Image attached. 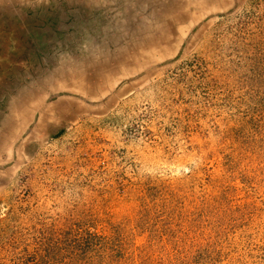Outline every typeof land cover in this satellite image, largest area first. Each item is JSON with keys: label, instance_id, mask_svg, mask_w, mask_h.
Instances as JSON below:
<instances>
[{"label": "rangeland", "instance_id": "374dc122", "mask_svg": "<svg viewBox=\"0 0 264 264\" xmlns=\"http://www.w3.org/2000/svg\"><path fill=\"white\" fill-rule=\"evenodd\" d=\"M0 41V264H264V0H0Z\"/></svg>", "mask_w": 264, "mask_h": 264}, {"label": "bare ground", "instance_id": "6f19581e", "mask_svg": "<svg viewBox=\"0 0 264 264\" xmlns=\"http://www.w3.org/2000/svg\"><path fill=\"white\" fill-rule=\"evenodd\" d=\"M13 1V0H12ZM86 3L88 2V1H85ZM74 7V6H73ZM7 13V12H6ZM10 14V13H9ZM61 14V13H60ZM111 15V14H110ZM9 16V15H8ZM24 18V17H23ZM26 20V19H25ZM26 24V23H25ZM27 25V24H26ZM3 29V28H2ZM2 31V30H1ZM16 33V32H15ZM23 33H25L24 31H23ZM26 34V33H25ZM24 34V35H25ZM8 35V34H7ZM19 38H20V36H19ZM153 40L152 39H147V42L149 43H151ZM1 42V41H0ZM24 42V41H23ZM26 43V42H25ZM24 43V44H25ZM28 44V43H27ZM26 45V44H25ZM28 47V46H27ZM8 51V50H7ZM28 53V52H27ZM5 55V54H4ZM3 56V55H2ZM2 64V63H1ZM2 65H4V64H2ZM6 66V65H5ZM107 66V65H106ZM37 69V68H36ZM93 73V70L91 71V70H86V71H83L82 73H79L78 75H76L75 74V72H65L64 70H59V71H57L56 72V76H58L59 77V81H62L63 80V85H62V83L61 82H57L56 83V85H58V87H55V84H51V79H49L48 80V78H47V81L45 80V82L42 84V87H41V89H43V90H47L49 93H51V92H53V91H55V90H59V88L60 87H62L63 89L65 88L66 89V91H68L69 89H70V86H77V84L78 83H76L74 80H76V78L78 77H84L86 74H89V75H91ZM94 74V73H93ZM49 76V75H48ZM96 77H98V81H102L101 79V77H99V76H96ZM72 81L71 83H68V81ZM50 81V82H49ZM106 94H108L107 92L106 93H102L101 95H99L98 97H95V96H91V95H89V97H88V99L90 100V99H93V98H95V99H101L102 97H104V96H106ZM48 95V94H47ZM28 106V103L26 102V103H24L23 104V107H27ZM21 109V107L20 106H18V109L17 110H20ZM9 119H10V123H12L13 121H14V123L17 121L14 117H13V115L11 114L10 115V117H9ZM6 121H8L7 119H5V120H3L2 121V128L4 129L5 128V126H6ZM43 124V123H42ZM46 124H48V122H46Z\"/></svg>", "mask_w": 264, "mask_h": 264}, {"label": "crops", "instance_id": "0c3cea01", "mask_svg": "<svg viewBox=\"0 0 264 264\" xmlns=\"http://www.w3.org/2000/svg\"><path fill=\"white\" fill-rule=\"evenodd\" d=\"M2 57H4L5 59L8 58V56H4V55L2 56V55L0 54V66H1V63L3 62V61H2ZM5 61H6V60H5ZM3 69H4V68H3ZM1 71H2V68H0V72H1ZM25 101H26V100H25ZM25 101H24V102H25ZM25 103H26V102H25ZM16 110H17V108H16ZM1 111H2V110H1ZM1 111H0V157L2 156V153H3V150H2V144H1V143H2V142H1V139H2V137H3V136H2V133H3V132H2V129H1V128H2V124H3L2 121L5 120V119L7 118V116L5 115V113H3V111H2V112H1ZM11 114H12V113H11ZM11 114H10V115H11ZM10 115H8V116L10 117ZM7 127L10 128V130H11L12 127H14L15 129L12 128V131H15V132H16V124H15V125H14V124L12 125V123H10V124L7 125ZM13 133H14V132H13ZM4 137H6V136H4Z\"/></svg>", "mask_w": 264, "mask_h": 264}]
</instances>
